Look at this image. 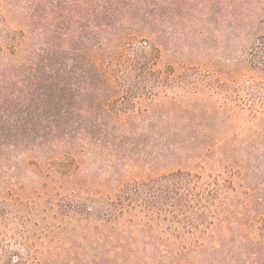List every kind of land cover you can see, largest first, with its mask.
<instances>
[{"label": "trees", "instance_id": "trees-1", "mask_svg": "<svg viewBox=\"0 0 264 264\" xmlns=\"http://www.w3.org/2000/svg\"><path fill=\"white\" fill-rule=\"evenodd\" d=\"M191 2L37 0L15 25L11 9L0 15V33L6 29L0 36V158L14 159L6 168L10 176H34L31 190L19 183L21 192L0 195V219H8L12 204L15 239L24 250H5L0 264H195L190 255L200 264H264V241L246 227L262 204L256 194L264 152L226 148L242 132L241 85H179L176 97L164 102L146 91V104L123 89L147 75L166 86L157 67L163 37L168 33L166 41L180 49L188 44L173 42L161 17L172 23L179 4L186 17ZM136 44L144 46L128 54ZM246 52L250 67L264 69V35ZM186 57L180 67L193 71ZM176 163L195 171L153 174ZM209 167L222 174L208 179ZM61 189L65 202L55 209L49 193ZM48 212L75 222L80 233L64 222L48 224ZM135 220L132 230L149 238L161 222L176 223L170 234L186 242L171 251L154 244L149 252L148 240L139 257L128 236Z\"/></svg>", "mask_w": 264, "mask_h": 264}, {"label": "rangeland", "instance_id": "rangeland-1", "mask_svg": "<svg viewBox=\"0 0 264 264\" xmlns=\"http://www.w3.org/2000/svg\"><path fill=\"white\" fill-rule=\"evenodd\" d=\"M45 0H42L44 2ZM37 0H0V15H3L7 9H11L10 13L6 14L12 19V25L23 21L24 9L35 4ZM180 3V2H179ZM181 4V3H180ZM180 4L175 8V15L172 18V23L167 21L165 14L161 17V29L165 32L173 31L172 40L173 42L187 43V46L173 47L167 41L166 34L162 39V53L160 61L157 67L162 70V78L159 84L166 86H156L150 79L151 76H145V79L140 81H131L129 84H124L123 89L126 90L127 96L130 97L131 92L133 95L138 97L145 104L149 102L147 99L146 91H150L156 94L154 100L164 102V100L172 99L176 97V92H179V85L187 84H198L200 87L216 88L218 81H225L232 84H240V96L244 98L245 106L239 111V122L238 128L242 129V132L232 140V142L226 145V148H241L245 149L256 148L259 152H264V69L250 67L249 66V55L246 52V48L250 46L254 41H257L261 36L264 35V0H193L191 2L192 11L184 17ZM188 17V19H186ZM24 18H26L24 16ZM33 19V18H32ZM36 20V19H34ZM185 24H188L185 31ZM5 30L0 33L1 38L5 34ZM189 30V34L186 32ZM167 40V41H166ZM144 45L136 44L131 49H128V54H134ZM191 56V63L194 65V70L189 72H183L180 67L182 60ZM173 68V71H172ZM195 73H199L195 77ZM218 77V78H216ZM144 93V94H143ZM193 100H199L200 97L192 96ZM218 99L219 97H213L211 100ZM250 106H254V109ZM165 113V112H164ZM166 114H168L166 112ZM237 127V126H236ZM236 127H232L233 129ZM226 128V127H225ZM228 128V130H232ZM252 130H261V136H254L248 134ZM246 134L250 138L248 139ZM245 135V136H244ZM246 140V141H244ZM12 153V156H15ZM2 158V157H1ZM0 158V159H1ZM14 158V157H13ZM1 163L3 169L0 172V178H5L6 182L0 181V195H5L7 189H11L14 193H19L22 190H18V184L26 186L27 190H31L33 174L28 172H21L18 179L14 176H10L9 172L6 171L8 166L12 165V161H6L4 158ZM0 165V168H2ZM5 165V166H4ZM59 167V166H58ZM180 167L187 169L188 166L176 163L174 165L165 166L163 169H159L155 173L167 171L169 169ZM189 170L195 171L194 168L188 167ZM262 170V184L260 190L257 192V196L262 194V204L257 205L258 213L251 223H247L246 227L254 232L256 236L263 242L264 241V162L260 168ZM207 173L211 174L208 179L219 177L222 174V169L209 167L206 169ZM53 174V173H52ZM37 183V181H36ZM40 183V180H38ZM37 186V185H35ZM53 193H49L50 203L53 204L54 208L62 204L61 198H64L66 191L64 189L58 190ZM76 198L80 194L74 195ZM35 197V195H34ZM76 202V201H75ZM260 203V202H259ZM42 204V203H40ZM44 205V204H43ZM34 210L40 209L39 206L31 205ZM43 207V206H41ZM29 208V207H28ZM100 210L102 208L99 207ZM5 216L8 219H0V260L2 253L6 252L16 253L24 252L21 245L17 244L15 238V232L18 230L17 222L13 218H10L15 212L12 210V204H9L5 210ZM49 213V212H48ZM43 214L38 213L36 219L40 220ZM260 215V217H258ZM14 216V215H13ZM127 218H130L127 216ZM48 224H55L58 222H64L68 230L72 232H79L80 230L74 231V223L66 221L62 216L53 217L49 213L47 217ZM138 220L133 221L131 230L129 229L128 236L133 240L131 248L135 249L139 257H144V250L146 249L145 242L150 240L148 245L149 252H155L154 244L158 245L161 250H172L179 245L181 246L186 242L185 238L183 241L177 239L176 236H172L170 233V226L173 228L177 225H168L166 222H161L155 226L152 238L146 237L145 234L139 233L137 230H132L133 226ZM32 230V223L28 225ZM5 233V236L3 235ZM130 233L132 235H130ZM183 235V234H182ZM160 236V238H159ZM183 237V236H181ZM130 240V241H131ZM185 240V241H184ZM113 252L109 254V257ZM191 259H194L195 264H200V261L194 258L192 255ZM129 260V259H127ZM125 264H132L133 261H128ZM2 262V261H1Z\"/></svg>", "mask_w": 264, "mask_h": 264}]
</instances>
